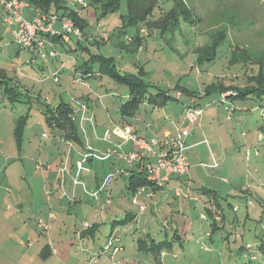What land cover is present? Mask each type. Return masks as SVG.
Listing matches in <instances>:
<instances>
[{"label": "rangeland", "instance_id": "374dc122", "mask_svg": "<svg viewBox=\"0 0 264 264\" xmlns=\"http://www.w3.org/2000/svg\"><path fill=\"white\" fill-rule=\"evenodd\" d=\"M83 1V4H77L76 0H66L69 7L79 10L89 22L85 33L100 41L101 45L94 47V52L99 49L103 54L113 56L117 65L128 62L129 72L139 75L140 70L144 71L146 74L142 76L146 82L170 88L172 95L177 92L175 86L179 82L181 87L185 85L201 95L203 87L210 82L219 80L228 85L246 81V76L252 72L249 68H255L253 73L259 69L264 75V0H182L192 11L191 22L179 21L172 39L167 42L157 30L150 32L144 26L142 30L139 28L142 43L135 53L138 58L134 57L137 65L132 63L131 54L123 45L129 43L128 37L136 34L141 24L130 26L122 20L121 15L126 14L125 0L115 12L102 18H98L101 7L98 10L88 5L87 0ZM172 4L171 0H157L153 15L167 11ZM31 16L32 10L26 8L24 18ZM1 19L7 30L0 36V66L7 69L13 80L10 82L20 95L13 101L0 88V239L5 233V219L21 236V244H18L21 252L1 253V264H17L18 253H21V264H89L88 259L90 264H124L123 258H131L135 264H196L198 261L216 264V260L219 264H261L264 261L261 257L260 261L249 263L237 253L239 245L258 242L264 229V119L260 111L264 99H248L243 103L230 101L227 98L229 92L224 93L222 99L202 105L201 113L195 115L193 122H188L182 120L186 113L183 105L188 101L193 103L195 99L204 103L206 99L184 94V104L178 100L170 101L151 115L155 120L151 131L157 133L146 137L162 142L156 147L157 152L175 140L178 130L190 131L184 143L188 167L175 185L194 193L193 200H188L182 207L186 212L183 217H188L186 222L191 223L188 229L192 230L183 235L184 252L176 249L179 252L177 259L166 256L155 263L150 254L136 250V240L143 237L142 231L162 238L164 215L156 213L152 219L140 215L138 224L128 221L117 225L112 238H118L115 245L122 246V251L104 246L112 220L124 218L126 210L130 209L135 213L139 209L141 214L140 205L146 203H132L126 185L116 183L117 179L112 176L117 167H109L108 161L101 164L108 152L115 153V158L120 153L112 142V128L105 123L107 116L102 115L106 113L102 101L97 99L93 103L98 124L91 130L85 125L80 127L83 145L76 140L60 139L62 131L58 127H49L39 111L42 105L38 100L52 105L63 100L78 109L80 96H86L85 92L91 95L95 79L83 77L88 86L72 85L67 71L59 73L49 65L43 72L45 78L40 80V72L27 63L30 56L26 48L14 41L11 27ZM80 38L82 44L88 43L84 35ZM213 38L216 40L211 44ZM53 44L60 50L57 43ZM205 46L211 49L215 46L216 58L198 67L195 62L204 54ZM42 61L37 56L34 62ZM56 72L59 81L53 82ZM101 81L103 86L98 90L106 95L105 99L108 93L120 96L126 93L123 86L115 85L106 75H102ZM37 95L40 99L35 100ZM26 96L32 101L24 102ZM27 109L30 121L25 124L19 144L14 136L15 119ZM166 113L180 119L175 126L176 120H170ZM104 137L109 144L104 142ZM67 144H71L69 149ZM66 153L71 155L67 160ZM118 179L120 182L123 178ZM184 195L193 194L186 192ZM214 199L218 201L224 219L216 221L218 228L209 236L210 220L202 219L200 213L202 202ZM233 206L238 207L236 211ZM20 213L21 220H17L15 216ZM171 214L180 217V212ZM175 219L172 220L178 223ZM90 231L93 234L83 239L77 233ZM46 241H51L57 255L40 254Z\"/></svg>", "mask_w": 264, "mask_h": 264}, {"label": "trees", "instance_id": "16d2710c", "mask_svg": "<svg viewBox=\"0 0 264 264\" xmlns=\"http://www.w3.org/2000/svg\"><path fill=\"white\" fill-rule=\"evenodd\" d=\"M25 1L43 14L56 15L59 20H62V18H70L73 21L74 26L80 30V36L84 35L85 41H88V43L82 44L81 38L73 35L70 36L69 41H62L60 35L49 36L50 42H55L60 47L61 51L56 48L59 55L65 56V59L63 58L60 62L64 60L70 68V70L62 69L59 71V64L56 69L58 72H69L72 79L75 72L80 73L85 78H97L99 76L102 77V75H106L118 86H123L126 89V97L122 100L119 106V114L121 117H134L140 112L143 103L149 105L150 108H162L168 102L177 100L184 104V100L182 98L184 94L193 98L203 96V99H206L204 103H200L198 99H195L193 103L188 101V103L191 104H184L186 109L193 108L196 110H202L203 106L211 103L214 99H222V94L228 92L230 95L227 96V98L230 101H241L244 103L248 99H264V75L259 69L253 73L255 68H249L252 72L249 73L250 75L246 76V81H242L238 84L225 85L219 80L207 83L203 87V94L201 93V95L197 94L198 91H196L195 94L194 90L185 85L181 87L179 82L175 86V89L180 94L178 96H175L176 94L172 95L170 88H161L155 83L146 82L142 76L145 73L144 71L140 70L139 75L131 72H125L119 69L113 56H107L100 52L99 49L98 52H94V47L99 48L101 45L100 41L95 37L90 38V36L85 33V29L89 25V22H87L85 18L80 15L79 10L69 7L66 0ZM121 1L122 0H87V4L98 10L101 7L102 11L98 14V18H102V16L109 12H115L119 8ZM171 1L173 3L171 8L167 11L159 12L157 15H153V10L157 5V0H125L126 14L121 15L122 20L126 21V25L130 26H138L141 24L140 27L138 26L137 33L133 36H129V43L127 45H123L126 52L130 53L132 57H134V53H136L139 45L142 43V39L139 38V28L141 29L144 26L150 32L157 30L163 41L167 42L172 39L176 28L179 26V21H185L187 23L191 22L192 11L185 7L182 0ZM220 38H222V36ZM215 40L216 39L214 38L213 40L211 39V44ZM130 42L136 43V45L133 46ZM51 45L53 46V44ZM30 48H33L32 52H35V55H32L31 59L34 58L36 60L38 56L36 43L33 42ZM203 49L204 51L202 52H204V54L199 55L195 62V65L198 67H200V65L204 62L211 63L216 58L217 49H215V46H213V49L209 46H205ZM85 54L88 55L87 58H85ZM60 56H57L56 58H60ZM70 57H73L74 61L69 62ZM56 58L47 57L45 59L53 60ZM44 62L46 61L44 60ZM41 78L44 79L45 76L41 74ZM10 81L13 80L8 76L7 69L4 66H0V88L6 97L16 101L17 96L20 94L13 85L14 83ZM26 97L27 99L24 100V102H30L32 100L30 97ZM36 99H39V97L36 96L35 100ZM38 102L42 105V107H39V111L43 115L44 122L49 127H58L63 132L66 139L80 142L77 127L74 122V110L70 103L63 100L55 105L40 100H38ZM260 106L261 115L264 119V104ZM28 116L29 110L27 109V112L17 116L15 119L14 136L19 144L22 139V133L25 124L27 123ZM262 139L264 140V133L262 135ZM146 176V172L138 168V170H134V172L127 177L126 187L132 196H135L142 188L157 190L161 187L157 186L155 182L148 180ZM202 206L203 211L200 213V217L202 219L210 220V232H208V235L211 236V233L218 228L216 221L218 219L223 220L224 218L216 199L212 201H203ZM237 208V206L232 207L234 211H236ZM176 212L178 211L176 210ZM141 214H143V212ZM141 214L138 210V212L135 213L134 218H132V221L137 224L140 223L138 220ZM146 214L152 217L156 215V211L154 212L152 210H148ZM183 214H186L185 209L180 211V217L172 215L167 217L165 216V222H162L164 224L161 223L163 225L161 230L163 234L162 238L157 239L155 238L156 235H151L146 233L147 231H142V234L144 235L136 240V250L141 253L150 254L155 263H159V261L161 262V259L166 256H170L172 259H177L179 257V252L176 249H180L182 253L184 252V246L182 243L184 240L183 235L185 236L187 233H192V230L188 229L191 227V223L186 222L188 217H183ZM173 217L176 218L175 220H178V223H175L174 220H172ZM127 222L128 220L126 216L122 219H114L112 221L110 231L106 235V244L104 246H106L108 241L112 239L111 244H109L110 247L112 246L116 251H122V246L115 245L118 238H112V235L115 232L117 225H123ZM168 230H170V232ZM84 235L86 234L83 233L82 236ZM115 238L117 240H115ZM237 253L240 257L248 259L249 263L256 260L260 261L261 257L264 258V229L258 242L255 244L247 242L239 245ZM246 263L247 262H245V264ZM260 263L264 264V261H261Z\"/></svg>", "mask_w": 264, "mask_h": 264}, {"label": "crops", "instance_id": "0c3cea01", "mask_svg": "<svg viewBox=\"0 0 264 264\" xmlns=\"http://www.w3.org/2000/svg\"><path fill=\"white\" fill-rule=\"evenodd\" d=\"M29 9L32 10V16L28 17L27 18L28 20H30L36 16V9L33 8L32 6H30ZM3 15H4V11L2 10V6H1V8H0V19L3 17ZM23 16H24V12H23ZM1 21H2V19H1ZM6 30H7V28L3 27L2 23L0 22V36L3 35L2 31H6ZM140 30H142V29H140ZM52 44H53V42H52ZM53 46H55V45L53 44ZM26 50L30 56L27 63L35 66V68L38 70V72H40L39 74H43V72L45 71V68L46 67L48 68L49 65L52 66V68L56 69L60 64V60H62L65 57L64 55H61V56L59 55L60 58H56L53 60L45 59V61H47V62H40L38 64V63L34 62L35 61L34 58L31 59L32 55H35V52H32L33 48L29 47V48H26ZM137 51H136V53H137ZM134 57L136 59L138 58L135 53H134ZM134 57H132L133 60L131 59L132 63L134 65H137V63H135ZM139 58H140V56H139ZM126 63L128 64V62H126ZM127 64L121 62L119 65H117V64L116 65L119 67L120 70H123L125 72H129L128 70L130 68ZM10 66L12 68L15 67L13 64H11ZM196 72L199 74V71L197 69H196ZM145 74L146 73H144L143 76H145ZM27 75L31 76V74H27ZM67 75L71 79L70 83L72 85H76L77 83H74L72 81V76L69 74V72L67 73ZM38 77L40 80H42L41 76H38ZM31 78L34 80L35 76L32 75ZM101 78L102 77H100V76L97 78H94L96 82L94 84L95 87L91 88V91H92L91 95H90V93L85 92L86 96H80L81 99H80L79 104H78V106H79L78 109H76L75 106L72 105L73 110H74L73 116L75 117L74 122H75V125L77 127V133L80 137V142L83 145L84 143L82 141V137H81L82 135H80V133H79L80 127H84V125H85V128H87L88 130H91V129H93L92 128L93 125L98 124L97 120H95L96 119L95 113H93L94 112L93 103L96 102L97 99L102 101L101 106L106 112L105 114H102V115L107 116V119H108L107 121H105V120L104 121H105V123H108V126H111L110 128H112V132H113V139H112L113 141L112 142L114 144H116V147H118V149H120V153L118 154L117 158H115V153L114 154L111 153L110 156L105 155L104 158L101 160V164L105 165L106 161H108L110 163L109 167L116 166L117 170H113L112 176L114 177V179L116 178L117 180H119L118 178L122 177L123 178L122 181L117 182V180H116V183H120L121 185L124 184V186H125L126 182H127V177L131 173H133L134 170H138V164L134 163V164L130 165L119 157V155L121 153L130 152L132 150V145L129 142L122 139L116 133V131H117V129H120V128L129 127L137 135L147 139L146 135L151 136L150 134L157 133L156 130L151 131V126L154 125V123H152V122L155 121L154 118L151 117V115L154 116V111L158 110V108H150L149 105H147L146 103H143V106L140 109V112L138 114H136L134 117H121L119 114V106H120V103L122 102V100L126 97V93H124L121 96L117 93H108L107 96L109 99L108 98L105 99L106 95L102 94L98 90L100 87L103 86ZM57 79H58V77H57ZM58 81H59V79L57 81L53 80V82H58ZM84 86H88V84L84 85ZM106 90H108V89H106ZM115 90H117V89H115ZM175 94H176V96H178L180 93L177 91ZM37 96L40 97V95H37ZM110 96L113 98H110ZM35 98H36V96H35ZM68 103H70V102H68ZM83 108H84V111H83ZM185 109H186V106L183 105V111ZM166 115L170 118V120H173V121L176 120V121H174V126L176 125V122L180 120L179 118H177V115L174 117H171L167 113H166ZM85 117H87L86 120L84 119ZM183 119L186 120L185 118H182V120ZM29 121H30V119H27V123ZM168 125L171 126V123ZM184 125L187 126V123L185 122ZM178 127H180V125ZM162 128H164V127H162ZM95 130H96V128H94V131ZM84 134L86 135L87 131H85ZM59 137L62 140H65L67 142H71V139L69 140V139H66L64 137L63 132L59 135ZM104 139H106L104 142L109 144V142H107V138L104 137ZM67 145H68L67 147L69 149L71 147V144H67ZM165 148H166V146L163 149H165ZM113 152H115V151H113ZM66 155H67V157H66V160H67L68 157L71 155H70V153L69 154L66 153ZM63 156H65V151L63 152ZM63 161H64V158H63ZM71 164H73V160L71 161ZM72 168H73V165H72ZM72 170L73 169L70 170V174H72ZM181 177L172 176L167 182H165L157 190H152V189L148 188V189H144L143 191H141V190L138 191V193L135 196H132V194H130L131 195V198H130L131 202L135 203V204L146 203L144 205L145 209L143 211V214H141L142 217H144L145 219H152L151 216H148V214H146L148 210H152L154 212L156 211V213H158L160 215H164L166 217L173 215L171 213L176 212V210L178 212H180L184 209L182 207H185L187 205L188 200H191V197L194 196V193L190 189H188V191L181 190V194L179 196H177L175 194L174 188L178 187L175 184H177L178 182L181 181ZM100 178H101V176H100ZM100 178H99V180H100ZM119 190H120L121 194L123 195V188L120 187ZM186 192H190L193 195L185 196L184 193H186ZM147 195H151V196H147ZM103 198L104 197L102 196L101 199H103ZM138 210L139 209H137V211ZM134 215H135V212H132L131 209L126 210V212H125V216H126L128 221H130V220L132 221V218H134ZM15 218L17 220H21V213L19 215H16ZM4 230H5L4 236L0 239V255H1V253L6 254L9 251L21 252L19 250V246H18V244H21V239L19 238L21 236L17 235L15 228L13 226H11L9 220H7V219L4 220ZM109 231H110V228H109ZM109 231H108V233H109ZM77 233L81 239H83L85 237L89 238L93 234V233H91V231L84 236H82V233H79V232H77ZM50 240H51V238H50ZM54 248H53L51 241L50 242L46 241V243L44 244V246L40 250V254L41 255L42 254H44V255L48 254L49 255V253H51L52 255H57L58 252ZM87 251H88V248H87ZM17 257H18V263L17 264H21V253H18ZM123 260L126 262L124 264H135V261L132 260L131 258H123ZM88 263L90 264L89 259H88ZM0 264H1V262H0ZM196 264H201V262L198 261ZM209 264H213V263H209ZM216 264H219L218 260H216Z\"/></svg>", "mask_w": 264, "mask_h": 264}, {"label": "built area", "instance_id": "2783aa9c", "mask_svg": "<svg viewBox=\"0 0 264 264\" xmlns=\"http://www.w3.org/2000/svg\"><path fill=\"white\" fill-rule=\"evenodd\" d=\"M77 4H83V0H76ZM4 15L2 21L11 27V34L14 41L23 48H29L33 42L36 43L37 55L45 60L47 57L56 58L59 56L57 49L52 46L49 36L60 35L62 41H69L70 36L80 37V30L74 26L70 18H62L59 20L56 15H46L36 9V16L30 20L25 19L23 12L30 5L25 0H0ZM47 47V48H46ZM74 61L73 57L69 58V62ZM59 71L69 69L67 62L61 61ZM57 72L53 74V80L57 81ZM74 83L87 85L88 83L83 76L75 72L72 79ZM84 111V108H83ZM202 110L187 108L185 119L188 122L195 120V115L201 113ZM116 133L125 141L132 145V150L128 153H121L119 157L126 163L138 164V168L146 172L148 180L155 182L157 186H162L172 176L181 177L186 173L188 163L184 153L185 138L190 131L178 130L176 138L172 143L164 144L166 148H161L159 152L156 147L162 145L161 141L143 138L133 132L129 127L117 129ZM108 152L106 156H110ZM144 189L142 188L141 191ZM168 191V190H167ZM177 196L181 194L179 187L174 188ZM145 206H140V210L144 211ZM115 240H117L115 238ZM112 239L108 241L105 247L110 246ZM91 261V260H90Z\"/></svg>", "mask_w": 264, "mask_h": 264}]
</instances>
